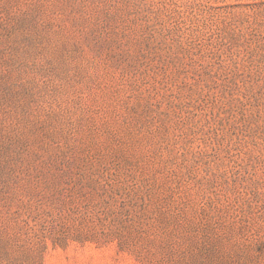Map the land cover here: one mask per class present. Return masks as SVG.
Returning <instances> with one entry per match:
<instances>
[{"label": "rangeland", "instance_id": "1", "mask_svg": "<svg viewBox=\"0 0 264 264\" xmlns=\"http://www.w3.org/2000/svg\"><path fill=\"white\" fill-rule=\"evenodd\" d=\"M0 264H264V0H0Z\"/></svg>", "mask_w": 264, "mask_h": 264}]
</instances>
